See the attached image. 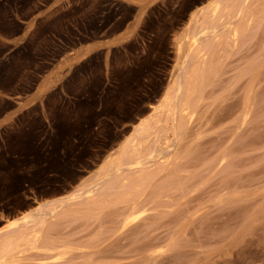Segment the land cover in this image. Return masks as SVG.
<instances>
[{
	"label": "rangeland",
	"instance_id": "rangeland-1",
	"mask_svg": "<svg viewBox=\"0 0 264 264\" xmlns=\"http://www.w3.org/2000/svg\"><path fill=\"white\" fill-rule=\"evenodd\" d=\"M211 1L160 0L143 12L132 37L73 67L63 92L51 91L41 106L0 129V227L45 201L92 187L118 161L143 163L111 177V196L99 192L91 206L82 202L89 205L85 214L66 205L75 213L45 223L37 247L20 232L18 245L27 244L5 264H264V0L231 4L236 37L223 30L201 45L212 42L185 66L200 62L205 71L182 77L187 87L175 121L158 115L156 130L120 160L134 125L184 73L185 26ZM49 3L0 0V118L12 109L4 95L30 94L38 74L67 48L116 34L135 14L121 1L72 0L4 58L6 40L22 30L18 22Z\"/></svg>",
	"mask_w": 264,
	"mask_h": 264
},
{
	"label": "bare ground",
	"instance_id": "bare-ground-1",
	"mask_svg": "<svg viewBox=\"0 0 264 264\" xmlns=\"http://www.w3.org/2000/svg\"><path fill=\"white\" fill-rule=\"evenodd\" d=\"M234 1L238 2V6H245L246 4H248L247 3L248 0H213V1H211V3L209 5H206L205 7H201L197 11L191 13L193 15H192V17L189 18L188 23L185 26L186 28L184 30V39L183 40H185V43H186V48H185L186 54H185V60L182 61V66L180 67V70H184L183 74L180 72L184 76L179 74L177 79L173 80L174 81L173 85L170 86V84H169V86H168L169 88L167 87V89L165 90L164 94L162 95V97L160 98L158 103L152 107V111L149 113V115L147 117L143 118L142 120H140L138 123H136V125H134L133 134H132V136H133L132 141H129L127 143L124 141L119 147V149L121 151L120 160L124 156H127L128 159L131 158L132 154L138 150L137 149V145H138L137 140H139L140 142L143 141V140H140L141 138H143L142 136H145V138H146V136L151 134L150 132H152L153 129H154V131L156 130L158 125L161 124V121L159 120V118H157L158 115H163L165 117V119H166L165 123H167L169 120L175 121L173 115L175 113H177L176 110L178 108L177 107L178 99L180 98V97L178 98V96H179V94L182 95L183 91L181 92V87L187 85V84L181 85L182 77L188 78L190 73L191 74L194 73V75L198 77L199 75H201L202 72L205 71V70L203 71L204 66L200 62L197 63V65L191 70L186 68V66H185L187 64V62L190 61L189 60L190 58L193 57V61H194V58L195 59L197 58L199 60L202 56H204V54H206V52L210 50V48H211L210 45L212 42H210V41L207 42V45H205L203 47L201 45L203 43H205L206 40L214 39L213 41H215V39L218 37L219 33L223 30L231 29V34L236 37V33H238L237 28H235V29L232 28V25L234 24V20L231 21V18L229 17L230 9L232 6L231 4L235 3ZM249 6L246 5V7H249ZM245 10H244V12H245ZM234 11H235V9H234ZM236 11H237L236 12L237 16L241 17L240 15L243 11V8H241L240 10L236 9ZM225 18H227V21L225 20ZM224 20L226 21V23L228 25L223 28V24L225 23ZM181 51H183V45L182 44H181V46L178 47V52H181ZM189 68H190V66H189ZM186 87H183V88L186 89ZM188 87H190V86L188 85ZM187 91H188V89H187ZM183 96H185V94ZM183 100H184V98H183ZM179 107H181V106H179ZM179 112L181 113V111H179ZM153 114L154 115L157 114L155 117L156 118L155 122H154V124L156 125L155 127H154L153 123L150 122V118L153 117L152 116ZM182 115H184V114H182ZM174 124L176 125L177 122H174ZM134 133H136V134H134ZM158 134L159 133L156 132V134H153V135L154 136L156 135L155 137L158 138V136H159ZM134 135H135V137H134ZM158 139H156V140L158 141ZM133 141H136V144L134 143L135 145L133 144L132 146H130L131 143H133ZM155 143H157V142L155 141L154 144ZM142 164L143 163H141V161H133V162H129V160L118 161V163L115 165L117 167L115 169V171L113 173H109V171H103L102 173H100V177L96 180V182L94 183V185L92 187H88L87 189L78 190L76 192L74 191V193L72 192L69 195H66L64 197L62 196V197L57 198V199H53V200L51 199L49 201H45L44 203L39 204L33 210L25 212L21 216L9 220L7 223H5L3 226L0 227V264H5L4 260L7 259L6 257H9L10 254H12V252L14 254L15 251H18L17 249H19V246L21 245V244L18 245L19 244L18 240L21 238L18 236L20 234V232H22L24 230L25 233L23 234L24 236L21 234L22 237H24L25 239H26V237H30L31 239L28 238L29 242H31L33 240V243H34V244L33 243H30V244L35 245L39 241V238H41V234L43 232V229H44L43 227L45 226V223H47L49 220L55 218L56 216L62 215V213H65V214H66V212L67 213L68 212L69 213L70 212L75 213V211L74 210L72 211V209H69L70 207L68 208V206L65 209L64 207L66 205H71V207L78 205V207H80V205H83L82 202L84 203V201H86V200L88 201L94 197H97L99 192L108 191V193H109V190H110V193H111L112 191H114L113 188H114V184H115V182L108 183V181L111 180V177H113L116 174L117 175L120 174L123 170H133V171L134 170H140L143 167ZM110 170H112V169H110ZM120 183H121V181H120ZM120 183H119V185H120ZM129 183L130 182L127 181L125 186H127V184H128V187H129ZM121 185H120V187H121ZM111 189H113V190L111 191ZM122 191H121V193H122ZM234 192H235V190H234ZM236 192H238L237 189H236ZM110 193H109V195H110ZM232 199L233 198L231 197V201H232ZM220 200H221V198H220ZM90 202L91 203L87 202L90 206L92 204H94V200H93V202L90 200ZM89 205H86V206L89 207ZM85 207H83V208L80 207V208H82L80 210L84 211ZM88 209H86L87 213H88ZM84 214H85V211H84ZM129 217H131V216H129ZM21 243H22V241H21ZM23 244L26 245L27 242L25 243V241H24ZM24 245H21V246H24ZM21 246H20V248H21ZM48 246H50V245H48ZM147 246H150V244ZM35 247H37V244ZM35 247H33V248H35ZM49 249H51V248H49ZM51 250H53V248ZM18 252H16V253H18ZM160 256H161V254H160ZM147 260H149V259H147ZM52 264H54V263H52Z\"/></svg>",
	"mask_w": 264,
	"mask_h": 264
},
{
	"label": "crops",
	"instance_id": "crops-1",
	"mask_svg": "<svg viewBox=\"0 0 264 264\" xmlns=\"http://www.w3.org/2000/svg\"><path fill=\"white\" fill-rule=\"evenodd\" d=\"M121 1L135 8V14L132 21L122 31L102 37L97 40H91L75 47L67 48L66 51L56 61L50 63L49 68L42 74H38V82L32 92L28 95L7 94L3 100L12 104V109L4 113L0 118V129L9 125L13 120L23 112L34 106H41L45 96L54 90L63 92V85L69 76L70 70L82 63L94 53L108 48L120 46L129 37L135 34L137 25L142 18V14L149 7L158 3L160 0H114ZM72 5V0H50V3L44 9L37 11L26 20L19 21L22 30L17 36L6 40L8 50L4 53V58L8 59L16 48L26 44L30 35L37 27V24L52 15L53 13L68 9Z\"/></svg>",
	"mask_w": 264,
	"mask_h": 264
},
{
	"label": "trees",
	"instance_id": "trees-1",
	"mask_svg": "<svg viewBox=\"0 0 264 264\" xmlns=\"http://www.w3.org/2000/svg\"><path fill=\"white\" fill-rule=\"evenodd\" d=\"M2 91V90H1Z\"/></svg>",
	"mask_w": 264,
	"mask_h": 264
}]
</instances>
